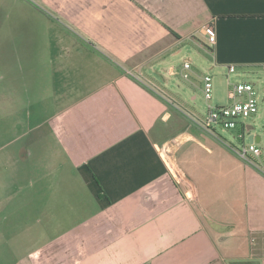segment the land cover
I'll return each instance as SVG.
<instances>
[{"label": "crops", "instance_id": "crops-1", "mask_svg": "<svg viewBox=\"0 0 264 264\" xmlns=\"http://www.w3.org/2000/svg\"><path fill=\"white\" fill-rule=\"evenodd\" d=\"M209 73L228 89L261 77L264 92V0H0V110L5 96L26 95L29 135L48 134L87 197L85 210L68 209L77 221L20 259L264 264V157L239 159L198 116L193 78L204 97ZM236 128L259 147L252 125ZM45 179L30 183L29 228L38 212L52 217Z\"/></svg>", "mask_w": 264, "mask_h": 264}, {"label": "rangeland", "instance_id": "rangeland-1", "mask_svg": "<svg viewBox=\"0 0 264 264\" xmlns=\"http://www.w3.org/2000/svg\"><path fill=\"white\" fill-rule=\"evenodd\" d=\"M192 60L199 73L206 69L204 63L196 57H192ZM209 75L212 77L213 84L212 99L209 100V104L212 107L227 105L231 101V97L225 76L218 80L215 73H209ZM193 80L196 86L193 90L196 92L197 98L192 106L198 116L205 119L207 102L200 92L202 84L198 78H193ZM244 80L252 83L256 90L261 92V97H264L261 77L245 75ZM6 84L5 81L4 88L8 87ZM11 98L13 97L5 96L4 108L0 110V231L3 229L4 234L0 232V264H32L34 260L37 261L36 257L34 260L20 258L23 255L26 257L39 244L77 221L78 213L70 212L68 209L71 210L73 207L79 206L80 209L85 210L86 208L81 206L87 197L82 196L79 184L68 176L70 174L69 165L53 140H49L48 134L44 131H37L31 136L29 135L34 121L28 118L27 104L29 100L26 99V95L24 97L20 94V101H12ZM237 122L238 124L252 125L255 132L262 136L263 140L259 148L264 157V106L260 104L256 116L238 119ZM216 132L235 147L242 145L241 139L238 138L239 128L223 131L216 128ZM39 135H45L46 138V142L40 149L25 147L35 137L38 139ZM244 143L246 144L247 140H244ZM24 150H27L28 155L24 154ZM42 177L48 178L45 179L46 181L43 180L44 183H47L45 187L43 186V188H47L44 204L48 206L47 209L51 207L52 217L49 219L47 212H38L42 215L40 218L43 219V222L29 228L28 225L31 222L27 224L26 215L31 213V209L34 210L33 197L29 195V192H32L33 188L39 187ZM35 181L37 186L31 189L30 183ZM71 187H73V192L70 195ZM77 190L78 195L75 193ZM44 197V195L37 197L34 203H40L41 199L44 201ZM24 205L26 208L21 210ZM12 216H14L15 224L20 222L18 227L17 225L14 228L11 227Z\"/></svg>", "mask_w": 264, "mask_h": 264}, {"label": "built area", "instance_id": "built-area-1", "mask_svg": "<svg viewBox=\"0 0 264 264\" xmlns=\"http://www.w3.org/2000/svg\"><path fill=\"white\" fill-rule=\"evenodd\" d=\"M204 34L207 38L209 46L216 43V33L212 25L204 27ZM189 67V63H185V68ZM235 68L230 66L228 73H234ZM204 97L211 99L212 95V77L205 74L203 77ZM230 85V103L225 106L212 107L209 106L204 124L210 129L220 128L222 130H230L236 128L238 119H246L256 116L260 108V104L264 103V97H261L255 86L243 79L229 81ZM237 157L247 163H253L251 157L260 155V148L253 142L243 143L241 146L234 148Z\"/></svg>", "mask_w": 264, "mask_h": 264}, {"label": "water", "instance_id": "water-1", "mask_svg": "<svg viewBox=\"0 0 264 264\" xmlns=\"http://www.w3.org/2000/svg\"><path fill=\"white\" fill-rule=\"evenodd\" d=\"M254 138H253V135H250L249 137H248V142H253L254 140H253Z\"/></svg>", "mask_w": 264, "mask_h": 264}]
</instances>
